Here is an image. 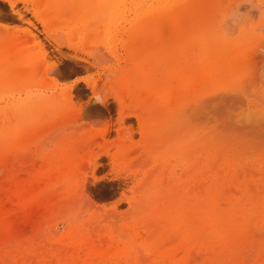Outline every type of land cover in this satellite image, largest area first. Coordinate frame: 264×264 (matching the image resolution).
Here are the masks:
<instances>
[{
    "label": "bare ground",
    "instance_id": "1",
    "mask_svg": "<svg viewBox=\"0 0 264 264\" xmlns=\"http://www.w3.org/2000/svg\"><path fill=\"white\" fill-rule=\"evenodd\" d=\"M176 2L177 0H23V10H31L40 27L29 21L28 23L36 32L45 35L50 45L56 49L58 59L64 58L75 63H79V60L87 61L103 69V76L109 81L111 91L124 115L119 130L124 138L131 137L127 141L124 140L118 148L106 141L107 136H104L102 143L90 135L71 139L68 150L77 151L74 155H68L66 150V166L69 171L63 172L62 178L59 179L61 187L59 184L56 191V179L60 175L48 182L51 191L48 198L52 202L55 201L58 195L56 192L60 191L64 192L66 198L69 197L74 188L72 184L77 183L73 167L80 163V167L86 164L83 151L87 148L90 150L88 154L94 160L93 174L98 172V164L107 157L115 164L124 165L125 174L138 182V190L129 200L128 211L116 210L96 220V230L101 232L97 238H88L82 234L75 238L74 231L65 236V243L71 248L68 249L69 256L62 260L63 264H264V252L257 253V249H254L256 245L253 242L256 241L251 240L249 244L242 246L232 243L236 234L251 227L255 218L253 213L239 215L233 208H223L226 204L222 203L220 194L224 191L216 187V183L210 182V177L213 176L210 172L212 161H218L225 148L224 141L213 143L219 136L213 139L212 122L225 121L226 128L234 131L231 135L236 134L235 138L239 140L236 142L252 143L255 148H264V90L255 89L257 81H264V0H230L226 7V2L216 6L218 20L217 25L213 24V27L219 33L221 29L218 21L224 14H228V19L223 23V30L227 35L239 31L240 26L244 25L242 30L254 31L256 38L252 48L239 47L234 54V60L245 62L248 68L245 80L237 86H217L213 89L208 85L212 77L209 71L210 54L207 49L204 48L202 52L198 42L178 44L181 42L180 35L193 32L196 23L195 18L193 19L194 9L191 10L188 6L189 10L181 11ZM9 3L20 19L24 20V11L17 9L15 1L10 0ZM209 14H212L210 8L209 11L203 12L202 17L205 16L201 20L205 17L211 18L208 17ZM212 19H209L208 23ZM25 31L23 36L0 34L1 74L8 79L11 76L10 79L18 82L32 81L35 76L41 80L44 74L41 72L42 66L47 65L52 57L46 47L41 45L40 37L34 30L27 27ZM195 32L192 33V38L198 39ZM63 47L70 50L65 51ZM61 99L54 102L55 104H49L47 108L44 107V111L45 108L50 111ZM131 118L140 126L141 137L138 141L127 129V124L132 123L129 122ZM220 123L217 126L226 129L224 123V128ZM97 148L99 151L94 153ZM248 148L252 147L248 145ZM170 152L180 156L183 169L181 176H175L168 167L166 156ZM20 168L17 170L20 175H24V168ZM27 169L30 170L29 167ZM245 170L243 168V171ZM247 170L251 174L255 172ZM227 172L228 170L225 173L229 178ZM244 177L243 181H246ZM239 180L241 179H238V182ZM2 183L5 185V182ZM13 183L17 185L14 194L18 203H28L30 192L33 191L31 183H28V180L24 184L21 181ZM259 183L257 189L260 187ZM42 185L44 182L40 186ZM40 186L35 189L39 190ZM253 186L252 189L257 185ZM41 191L36 195L40 196ZM3 192H0L1 195ZM236 194L238 193L234 195ZM237 198L236 195L235 199ZM232 201L230 199L226 206H232ZM243 204L246 205L245 200L242 206ZM56 205L57 203L55 208L51 207L57 209ZM251 205L249 208L253 207ZM254 208L257 209L258 206ZM72 212L75 213L74 210ZM262 222L264 223V217ZM3 223L4 214L0 206V226ZM13 224L15 223L11 219L8 223L9 231H12ZM92 228L94 229V226ZM74 230L80 233V228ZM228 232H231V238L225 237L221 242L212 240L213 235H224ZM255 232L253 233L257 236ZM60 248L58 246L59 252ZM58 259H62L60 253ZM6 260L8 259H5V264ZM1 261L4 262V259Z\"/></svg>",
    "mask_w": 264,
    "mask_h": 264
},
{
    "label": "rangeland",
    "instance_id": "2",
    "mask_svg": "<svg viewBox=\"0 0 264 264\" xmlns=\"http://www.w3.org/2000/svg\"><path fill=\"white\" fill-rule=\"evenodd\" d=\"M12 1H15L17 9H24L25 6L23 0ZM9 2L10 0H0V34H19L23 36L26 34L25 28L27 27L35 31V28L33 29L28 21L35 24L37 27H40V24L33 16L31 10H23L25 17L23 18L24 20H22L16 11L13 10ZM229 2L230 0H177L176 2L177 8H179L181 11L185 9L186 11L189 9H194L195 17L193 16V19L195 18L194 20L196 23L194 26V31H196L195 34L198 39L192 38V33L194 31L188 34L182 33L179 37V41L181 42L178 41V44L181 45L184 42H198L199 48L202 52L204 48L207 49V52L210 54L211 62L209 71L212 78L208 84L211 89L217 86H237L242 80H245L247 77L248 68L245 62H236L234 60V54L238 51L239 47L246 49L252 48L254 39L256 38L255 32L247 29L235 31L233 34L232 32L231 34L229 33V36H235L238 35V33L239 35L236 36L232 41H225L217 29L213 27L218 20L216 17L218 13V7L220 4L222 5V3H224V6L226 7V4ZM187 7L189 9H187ZM209 8L212 14H209L208 17L211 16V18L206 19L207 17H205V19L202 21L201 18L205 16L204 15L202 17L203 12L209 11ZM209 19H212V21L210 20L208 23ZM201 23H204L205 25ZM201 26L203 27L202 29ZM196 28L200 30L197 31ZM203 29L206 30L203 31ZM36 33L40 37L41 45L46 47L49 55H51L50 57H52V60H50L47 65L42 66L41 72H44V74L42 75L41 80L38 76H35L32 81L22 80L18 82L16 80L10 79L11 76L9 79L7 77L5 78L3 74H1L2 72L0 69V135L2 137L5 136L3 139L0 136V143H7L6 145L0 144V190H2L0 192L2 193L4 190H7L3 192L4 195H1L0 193V206L1 211L4 214V223L2 226H0V258L1 260L4 259V262L0 260V264H5V259H8L6 260V264H63L62 260L64 257L69 256L68 249L71 248L69 247L70 245L65 243L64 239L70 231H74L75 238H77L79 234H82L88 238L90 236L97 238L96 236H98L101 232L99 229L96 230V220H100V217L114 213L116 210L119 212L128 211L129 200L138 190V182L136 180L130 179L129 176L125 174L124 165L115 164L107 157L103 158L102 162L98 164V172L93 174L92 169L94 160L89 155L90 150L87 148V150L85 149L86 151H83V153L86 155L84 158L86 160L84 161L86 162V164L84 163L85 165H83L84 167H80L81 163L76 164L73 167V171L75 173L74 179L77 181V183L72 184V187L74 188H72L70 191L69 197L66 198L64 192L60 191L56 192L58 195L55 197V201L52 202L49 199L51 191L48 182L58 178L60 175L59 178L56 179V191L57 187H59V184L61 183H59V179L62 178L63 172L69 171L68 167L66 166V157H68L67 152L68 155H74V152L77 151L76 149H74V151L68 150V145L71 139L74 137L80 138L84 135H90L94 140L102 143L104 142V136H107L108 140L106 141L112 144L114 148H118L119 145L124 142V140L127 141L128 139H131V137L124 138L122 136V132L119 130V125L122 122L124 115L116 102L114 93L111 91L109 81L103 76V69L99 66H94L87 61L79 60V63H75L69 62L64 58L58 59V53L56 52V49L50 45V42L45 37V35L42 32ZM63 48L65 51L68 50L67 47ZM227 64L229 65L228 67ZM255 89H260L263 91L264 81H257ZM97 97H99V101L96 99ZM60 98L63 100L61 99L60 102H57V106L51 108L50 111L46 109V106L49 104H55L54 102ZM68 103H70L69 106H67ZM44 107H46V111H44ZM129 122L132 123H129L130 125L127 124V129L130 131V135L134 136V139L138 141L141 137L140 126L134 118H131ZM219 123L212 122L211 125L213 139H216L219 136L217 140H213V143L216 144L218 140L220 142L224 141L225 148L222 157L220 158L222 161L220 159L218 161L217 159H213L214 161H212L213 165L215 162H217L215 164L217 167L214 165V169V166L211 164V168L214 170L210 169V172L214 177H210L212 178L210 179V182H213L214 184L216 183L218 185L216 187L222 189V192H226V194L224 192L222 193L223 195L220 194V196H222V203L224 205H227V203L230 202V199L231 201L233 199L232 206L227 207L225 205L223 208H233L232 210H234L239 215H242L246 212H252L255 217L254 222L251 223V227L249 226L250 229L248 227V229L236 234V238L235 240H232V243L242 246L249 244L251 240L256 241L253 242L256 245L254 249H257V253H262L264 252V223L262 222L264 217V205L262 206L264 201V178H262L264 177V163H262L264 161V148H255L252 146V143L245 144L241 141L240 143L236 142L238 140L235 138L236 134L231 135L234 133V131L226 128V122L222 121L220 123V126L224 128L223 125H225L226 129L219 128V126H217ZM1 128H3V130ZM248 145H250L252 148L247 149ZM97 151H99L98 148L94 153ZM212 156H214V154ZM166 160L168 161V167L171 168L175 176H181L183 169L180 156L170 152L166 156ZM46 162H48V166L46 165ZM219 162L222 163V167H220L221 163L218 165ZM228 163H230V165ZM243 164H245V166H243ZM258 165H260L262 168ZM22 167L24 168L23 170ZM27 167H29L30 170L27 169ZM17 168H20V170L24 172V175H20V172L17 170ZM40 168H42L44 171ZM243 168L257 172L256 174H254L255 172H252L251 174V172L245 170V173ZM25 169L30 172L31 176H29V172H27ZM58 169H61L62 171ZM227 170V173H229V178H227V174L225 173ZM212 171L214 174H212ZM222 172L223 174L221 175L220 173ZM218 174L221 175V178ZM242 176H245L248 179L244 177L246 181H243ZM216 177L220 178L221 180H218ZM238 179L241 180L238 182ZM27 180L28 183H31L33 186V188L31 187L33 191L30 192L31 197H29V195L27 196L30 198H28V203L27 201H24L19 204L18 199L14 194L17 185L16 183H13V185L12 182L21 181L24 184L27 183ZM38 180L40 182H37ZM250 181L255 186L257 185L256 188L252 189L253 184H250ZM2 182H5V185ZM43 182L44 185L40 186ZM244 182L247 184V186H245ZM247 182H249V184ZM258 183L260 185L258 189L260 190L257 189ZM36 186H40L39 190H42L40 196L36 195L39 191L37 190L38 188ZM230 186L235 190V192L230 188ZM35 187L37 189H35ZM225 187H229L233 192L229 188ZM231 193L233 196H231ZM235 193H240L239 196L246 195L244 197L241 196L240 204H238L240 197L238 194H236L238 198L235 199ZM7 195H9L10 198H7ZM252 197L254 200L251 201V199H253ZM5 200L7 202H5ZM244 200L246 205L243 204V207L242 203ZM246 200L248 202H246ZM257 202L259 203L257 204ZM56 203L58 208L56 207L57 209H53L55 208ZM235 203L236 206H234ZM250 203L253 205V207L249 208L251 205ZM9 205L12 207H9ZM51 206L54 207L52 208ZM257 206V209L254 208ZM73 210L77 214L73 213ZM69 212L71 214H67ZM144 215L146 216L147 213ZM10 216L13 217L11 218ZM143 217L144 216H142V218ZM260 217H262V219ZM11 219L15 224H13L12 231H9L8 223ZM93 226L94 229L92 228ZM89 227L91 229H89ZM77 228H80V233H76L74 230ZM254 231H256L255 233L258 234L257 236L256 234L254 235ZM261 231H263L262 234H260ZM231 236V232H228V234L224 235H213L212 240L214 242H221L225 237L231 238ZM56 241L60 242L61 244L57 243ZM58 246L59 248L62 247L60 248V252L58 250ZM34 249H37L38 252ZM59 253L62 257L60 260L58 259ZM28 256L31 258H27Z\"/></svg>",
    "mask_w": 264,
    "mask_h": 264
},
{
    "label": "clouds",
    "instance_id": "3",
    "mask_svg": "<svg viewBox=\"0 0 264 264\" xmlns=\"http://www.w3.org/2000/svg\"><path fill=\"white\" fill-rule=\"evenodd\" d=\"M227 19H228V14H224V15L221 17V19L218 21V24L220 25V29H221V33H220V34H221L222 38H223L225 41H232L236 36L239 35V33H238V35H235V36H229V35L226 34L225 30H223V23H224V21H226ZM244 27H245L244 25H241L239 31L242 30Z\"/></svg>",
    "mask_w": 264,
    "mask_h": 264
},
{
    "label": "snow or ice",
    "instance_id": "4",
    "mask_svg": "<svg viewBox=\"0 0 264 264\" xmlns=\"http://www.w3.org/2000/svg\"><path fill=\"white\" fill-rule=\"evenodd\" d=\"M99 101V97L96 98Z\"/></svg>",
    "mask_w": 264,
    "mask_h": 264
}]
</instances>
